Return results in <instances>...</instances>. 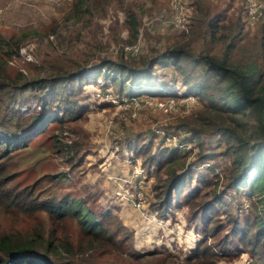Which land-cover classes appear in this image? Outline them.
<instances>
[{
    "label": "rangeland",
    "instance_id": "374dc122",
    "mask_svg": "<svg viewBox=\"0 0 264 264\" xmlns=\"http://www.w3.org/2000/svg\"><path fill=\"white\" fill-rule=\"evenodd\" d=\"M167 1L150 4V0H87L75 8V0H0V43L8 40L13 50L5 56L0 49L4 77L0 86V130L20 132L29 127L32 114L50 111L36 108L34 90L13 89L7 77L46 76L57 66L69 69L100 58L117 60L121 47L129 44L124 27L126 9L139 10L142 29L151 35L160 34L172 28ZM242 7L241 0H234V11L243 15ZM258 26L264 29V18L246 26L249 36ZM202 37H187L186 46L206 51L210 44ZM16 39L17 47L13 49ZM134 43L138 53L128 56L122 52L121 60L138 61L139 54L153 45L151 37L141 29ZM22 45L27 46L30 60L18 54ZM216 50L213 46L210 52ZM175 71L171 66L155 67L158 78L169 81L171 89L178 93L175 98H160L149 92L120 96L114 85L102 80L83 85L73 97L79 108L72 116L48 123L25 146L1 159L3 172L10 177L7 187L29 190L38 199L79 198L92 212H104L100 218L109 231L118 227L119 248L90 239L70 217L55 220L41 210L29 212L1 204L0 232L50 231L58 242L69 245L68 251L60 249L56 256L64 264H158L162 258L167 264H193L185 260L200 234L193 230L189 210L173 205L167 211H156L153 202L157 173L152 166L147 171L139 155L126 147L134 137H151L153 151L176 142L182 147L190 146L181 140L184 133L180 119L189 121L201 103L184 93L186 87L173 79ZM138 85L144 90L165 91L156 83ZM166 134L177 137L169 141ZM203 139L207 145L217 144L216 136ZM217 161L218 165L223 162ZM159 176L164 174L160 171ZM136 196L140 197L138 207L133 205ZM243 206L247 208L246 202L241 211ZM223 225L217 237L226 229ZM205 239L212 245L216 237ZM134 252L152 255L136 259ZM216 264L253 263L243 251L220 257Z\"/></svg>",
    "mask_w": 264,
    "mask_h": 264
},
{
    "label": "trees",
    "instance_id": "16d2710c",
    "mask_svg": "<svg viewBox=\"0 0 264 264\" xmlns=\"http://www.w3.org/2000/svg\"><path fill=\"white\" fill-rule=\"evenodd\" d=\"M190 1L192 22L188 33L167 28L151 35L141 27L140 11L126 9L127 42H135L139 29L153 42L139 54L138 61L121 60L122 52L131 56L121 47L117 60L100 58L69 69L57 66L46 76L7 77L13 89L34 90L38 109L50 111L32 114L29 127L20 132L0 130L1 205L29 212L41 210L55 220L70 217L90 239L119 248L118 227L109 231L100 218L104 212H92L79 198L38 199L29 190L7 187L10 177L4 174L1 159L25 146L48 123L72 116L79 108L73 97L83 85L102 80L114 85L120 96L149 92L160 98L177 97L169 81L159 79L155 72L157 66H171L176 70L173 79L186 87L184 93L201 103L189 121L180 119L184 133L181 140L190 146L162 145L153 151L151 137H134L126 144L128 150L139 155L147 171L152 166L157 173L154 208L167 211L173 205H181L189 210L193 230L200 238L186 262L216 264L220 257L244 251L253 264H264V29L258 26L249 36L244 8L243 15L234 11V0ZM85 3L87 0H75V8ZM154 3L150 0V4ZM138 5L143 7V3ZM191 35L205 37L206 44H210L208 49L186 46ZM17 41L12 42L13 49ZM213 46L215 53L210 52ZM9 47L8 40L2 41L1 54L8 56L13 51ZM3 79L0 66V86ZM150 83L165 91L144 90L138 85ZM209 135L216 136L215 147L205 144L203 138ZM190 155L193 159L188 160ZM217 159L222 164L218 165ZM243 202L247 204L245 211L240 210ZM224 223L226 229L217 237ZM205 237L216 239L211 245ZM60 249L68 251L69 245L58 242L50 231L0 232V264H64L56 259ZM134 255L142 259L152 254ZM167 263L162 258L158 264Z\"/></svg>",
    "mask_w": 264,
    "mask_h": 264
},
{
    "label": "built area",
    "instance_id": "2783aa9c",
    "mask_svg": "<svg viewBox=\"0 0 264 264\" xmlns=\"http://www.w3.org/2000/svg\"><path fill=\"white\" fill-rule=\"evenodd\" d=\"M244 8V21L247 26H252L256 21L264 18V0H241ZM168 10L170 13V23L173 29L179 30L184 33H188L190 29V24L188 21V14L192 9V4L189 0H168ZM122 50L127 52L128 54L134 55L138 51V45L136 43L133 44H124L122 46ZM18 54L21 55L24 59L30 60L31 56L28 52L27 46H19ZM36 108L39 106L37 102H35ZM157 104L161 105V102H157ZM175 134H166V140L176 139ZM174 143V142H173ZM182 143H174V145L180 146ZM184 146V145H182ZM187 148V147H186ZM133 205L138 207L140 201V197L136 196L134 198ZM243 210H246V206H243Z\"/></svg>",
    "mask_w": 264,
    "mask_h": 264
},
{
    "label": "crops",
    "instance_id": "0c3cea01",
    "mask_svg": "<svg viewBox=\"0 0 264 264\" xmlns=\"http://www.w3.org/2000/svg\"><path fill=\"white\" fill-rule=\"evenodd\" d=\"M190 3H191V1H190ZM190 16H191V11H190L189 14H188V21H189V24H190V22H192V20L190 19Z\"/></svg>",
    "mask_w": 264,
    "mask_h": 264
}]
</instances>
